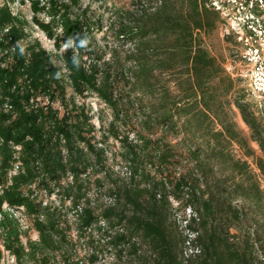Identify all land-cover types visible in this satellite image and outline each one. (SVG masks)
Here are the masks:
<instances>
[{"label":"trees","instance_id":"obj_1","mask_svg":"<svg viewBox=\"0 0 264 264\" xmlns=\"http://www.w3.org/2000/svg\"><path fill=\"white\" fill-rule=\"evenodd\" d=\"M38 4L33 19L57 49L71 39L63 54L66 72L39 41L28 40L25 21L0 1V211L5 202L25 206L39 232L37 241L25 245L17 221L4 213L0 227L16 264H54L55 251H62L63 264H82L63 250L71 241L61 225L62 205L45 206L36 193H54L69 174L67 197H73L80 239L104 221L107 227L100 226L99 233L107 246L121 256L136 255L135 264H264L262 110L248 98L241 79L207 48L186 8L173 0L138 1L111 27L118 41L105 59L90 45L85 21L71 12L79 0H49L53 21L48 23L37 17ZM84 39L88 43L82 47ZM126 43L132 47L123 49ZM68 82L74 93H96L112 109L100 142L120 141L134 168L132 178L139 175L146 182L117 191L122 208L116 196L108 197L101 216L81 175L91 165L90 153L105 170L107 149L93 142L94 125L80 106L64 113L52 106L57 100L66 103ZM45 96L49 103L42 105L38 98ZM236 112L248 135L239 128ZM17 161L20 168L12 174ZM172 198L198 215L188 226L197 232L192 242L200 252L189 257L184 254L187 235L170 216ZM116 226L124 232L109 235ZM1 258L0 250V264Z\"/></svg>","mask_w":264,"mask_h":264},{"label":"rangeland","instance_id":"obj_2","mask_svg":"<svg viewBox=\"0 0 264 264\" xmlns=\"http://www.w3.org/2000/svg\"><path fill=\"white\" fill-rule=\"evenodd\" d=\"M2 3H7L14 14L19 15L25 21V28L28 32V40L39 41L41 45L53 55V61L57 66L61 67L66 72L63 54L65 52L66 40H63V45L57 49L55 40L50 38L48 34L35 23L33 17L35 16L34 2L38 1L37 17L48 23L53 21V16L49 13V0H0ZM68 1V0H63ZM138 1H150L155 3L159 0H79V4L72 7L73 15H80L85 21V27L88 41L93 48L99 49L105 53V59H109L112 49L117 45V38L114 36L111 27L121 19L126 13L131 11ZM182 4L191 15L194 28L198 33H201L205 40V45L210 52L223 61L226 70L233 76V70L239 68L240 63V48L239 44L232 33L227 31L225 23L221 17L220 11L212 6L213 0H173ZM43 7H46L43 9ZM54 23L55 31L60 34L62 28ZM116 26V25H115ZM125 43V42H124ZM132 47L130 43H126L123 49ZM122 49V50H123ZM121 50V51H122ZM237 78V77H236ZM240 86L245 89L248 96V85L243 80H240ZM67 101L62 104L61 100L55 101L52 106L64 113L66 109L74 110V105L80 106L91 119L90 123L94 125V130L91 135L94 137L93 142L101 147L102 145L107 149V158L105 159V170H102L95 154L90 153L88 160L90 167L87 172L81 175V178L87 181V196L91 200V206L95 209L96 215L101 216L103 210L109 205L108 197L116 196L115 203L119 208L123 207L122 199L117 195V191L129 184H141L144 186L146 182L144 178L139 175L134 177V168L129 160L125 158V150L121 142L110 138L106 143H101L104 132L108 129V125L113 118L112 109L103 102L96 93H86L79 95L74 93L70 82L67 83L66 91ZM75 97V103L71 100ZM39 102L42 105L49 103V96L39 97ZM68 103V104H67ZM235 120L239 128L244 134H249L248 126L243 122L240 113L236 112ZM90 128V127H87ZM131 137H135V132L131 133ZM171 138V137H170ZM168 138V139H170ZM177 140H173L175 142ZM180 141V138H179ZM257 147V146H255ZM236 152L240 149L235 146ZM259 151V150H258ZM132 171L131 174L128 172ZM179 171L181 168L179 167ZM106 172V173H105ZM133 177V178H132ZM72 175H67L63 178L61 186L50 194L44 189H38L37 194L39 199H44L50 205L59 206L61 209V225L68 231V239L71 243L65 244L63 250L66 255H72L74 259H82V264H135L139 262V257L130 252L120 255L119 250L115 247H108L106 244V237L99 233L100 223L92 228V233L88 232V237L80 239V229L77 216L72 212L73 197H67L68 185L72 184ZM260 181L264 187V176H260ZM35 187V185H34ZM171 218L175 220L183 229L186 235V226L184 224L185 215H187V207L181 205L176 199L172 198ZM88 204L86 198L82 199L81 205L84 207ZM132 209L128 210V213ZM9 214V213H8ZM13 217L20 229L19 220ZM188 217V216H187ZM33 216L29 215L26 219L30 225L28 229L22 230L21 239L26 245L28 241H37L39 239V232L33 227ZM112 221H117L113 219ZM128 229H130L129 221L125 220ZM143 242L145 240L142 235H139ZM91 237V238H90ZM104 237V238H101ZM94 243H93V242ZM146 243V242H145ZM5 230L0 227V250L2 252L1 264H16V257L14 259L7 253ZM149 246H145L144 250L148 251ZM186 250V248H185ZM189 252V249H188ZM52 261L54 264H63L61 262L62 251L53 252ZM96 255L93 260V256ZM32 264H36L35 261Z\"/></svg>","mask_w":264,"mask_h":264},{"label":"built area","instance_id":"obj_3","mask_svg":"<svg viewBox=\"0 0 264 264\" xmlns=\"http://www.w3.org/2000/svg\"><path fill=\"white\" fill-rule=\"evenodd\" d=\"M212 6L220 11L227 31L235 36L239 44L241 60L239 68L233 70L232 74L247 83L248 98L262 110L264 117V0H213ZM15 148L19 151L21 146L17 145ZM20 164V161L15 163L12 174L18 172ZM128 174H131L130 170ZM48 204L46 201L43 203L45 206ZM77 211L74 210L75 213ZM4 213L15 216L22 230L29 228L28 220L26 221L29 213L25 206L11 207L5 202L0 211V220ZM192 218H198V215L192 207L188 206L184 219L188 238L184 251L186 257L200 252V247L192 242L197 232L188 226ZM100 226L105 228L107 224L102 221ZM117 232H124V227L116 226L108 230L109 235ZM7 253L14 259L15 254L12 251Z\"/></svg>","mask_w":264,"mask_h":264},{"label":"clouds","instance_id":"obj_4","mask_svg":"<svg viewBox=\"0 0 264 264\" xmlns=\"http://www.w3.org/2000/svg\"><path fill=\"white\" fill-rule=\"evenodd\" d=\"M87 43H88L87 39L81 40L80 46H82V47L86 46ZM70 45H71V39H70L69 43L65 45V48L69 47ZM21 54H23V48H21ZM73 59H74V63L78 66L79 61L75 57Z\"/></svg>","mask_w":264,"mask_h":264}]
</instances>
